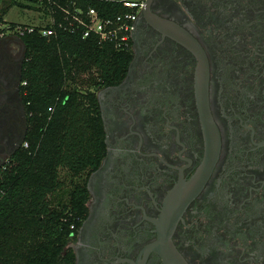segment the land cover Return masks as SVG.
Here are the masks:
<instances>
[{"label": "flooded vegetation", "instance_id": "af4514ba", "mask_svg": "<svg viewBox=\"0 0 264 264\" xmlns=\"http://www.w3.org/2000/svg\"><path fill=\"white\" fill-rule=\"evenodd\" d=\"M2 21L0 174L31 117ZM128 51L96 90L105 151L62 264H264V0H145Z\"/></svg>", "mask_w": 264, "mask_h": 264}, {"label": "trees", "instance_id": "16d2710c", "mask_svg": "<svg viewBox=\"0 0 264 264\" xmlns=\"http://www.w3.org/2000/svg\"><path fill=\"white\" fill-rule=\"evenodd\" d=\"M26 1L18 4L54 19L55 34L42 36L40 30L49 27L42 23L19 35L26 49L22 81L31 117L27 146L0 174V264H62L72 226L86 211L78 178L95 168L105 151L93 111L96 90L120 78L130 59L128 49L99 43L96 36L82 38L80 30L63 31L59 24L68 22L62 9L72 11L75 2L103 18L126 9L121 0ZM12 6L0 9L1 21ZM2 22L12 30L18 26ZM60 170H66L70 188L68 202L58 208L48 196L65 184Z\"/></svg>", "mask_w": 264, "mask_h": 264}, {"label": "built area", "instance_id": "2783aa9c", "mask_svg": "<svg viewBox=\"0 0 264 264\" xmlns=\"http://www.w3.org/2000/svg\"><path fill=\"white\" fill-rule=\"evenodd\" d=\"M145 0H121L125 11L112 18H103L94 8L82 9L75 6L71 11L68 7L63 8L64 21L68 25L59 24V27L66 32H74L80 30L82 38L96 36L99 43H111L116 49L127 50L130 46V35L133 28V23L144 6ZM49 24V27L40 30L42 36L50 37L55 34L53 27L54 19L48 17L44 23ZM36 26H21L10 29L8 25H4L8 33L23 35L25 32H33ZM45 27V26H43ZM25 84V82H24ZM51 110V108L49 109ZM27 142H24V147Z\"/></svg>", "mask_w": 264, "mask_h": 264}, {"label": "rangeland", "instance_id": "374dc122", "mask_svg": "<svg viewBox=\"0 0 264 264\" xmlns=\"http://www.w3.org/2000/svg\"><path fill=\"white\" fill-rule=\"evenodd\" d=\"M18 3L28 5L26 0H0V9L5 8L6 5H13L3 16L4 21L9 25L18 24L23 26H36L47 21L48 17H44L43 14L38 12L35 8L23 7ZM60 175L62 179H65L64 186L55 193L48 196V200L51 202V204L58 208L68 202V190L70 188L69 178L66 177V170H60Z\"/></svg>", "mask_w": 264, "mask_h": 264}]
</instances>
